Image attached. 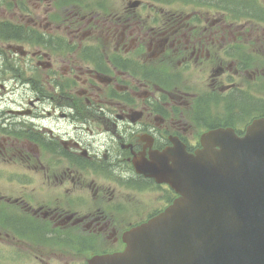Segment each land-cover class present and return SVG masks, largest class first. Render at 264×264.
Listing matches in <instances>:
<instances>
[{
  "label": "flooded vegetation",
  "instance_id": "obj_1",
  "mask_svg": "<svg viewBox=\"0 0 264 264\" xmlns=\"http://www.w3.org/2000/svg\"><path fill=\"white\" fill-rule=\"evenodd\" d=\"M183 1L0 0V264L122 252L151 174L264 118V3Z\"/></svg>",
  "mask_w": 264,
  "mask_h": 264
},
{
  "label": "water",
  "instance_id": "obj_2",
  "mask_svg": "<svg viewBox=\"0 0 264 264\" xmlns=\"http://www.w3.org/2000/svg\"><path fill=\"white\" fill-rule=\"evenodd\" d=\"M203 143L189 164L166 177L161 167L157 179L180 198L127 233L122 253L91 264H264V119L241 138L217 131Z\"/></svg>",
  "mask_w": 264,
  "mask_h": 264
},
{
  "label": "rangeland",
  "instance_id": "obj_3",
  "mask_svg": "<svg viewBox=\"0 0 264 264\" xmlns=\"http://www.w3.org/2000/svg\"><path fill=\"white\" fill-rule=\"evenodd\" d=\"M263 3H264V1L263 0H261Z\"/></svg>",
  "mask_w": 264,
  "mask_h": 264
}]
</instances>
